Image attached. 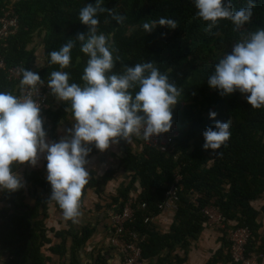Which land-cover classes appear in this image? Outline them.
I'll list each match as a JSON object with an SVG mask.
<instances>
[{
  "label": "trees",
  "instance_id": "obj_1",
  "mask_svg": "<svg viewBox=\"0 0 264 264\" xmlns=\"http://www.w3.org/2000/svg\"><path fill=\"white\" fill-rule=\"evenodd\" d=\"M10 5L18 30L0 52L7 69L22 68V81H10L0 71V122L10 118L9 104L26 81L53 88L43 114L31 112L19 127L13 114L20 151L48 121L53 136L63 121L92 109L128 116L136 124L153 118L176 122L179 134L167 149L144 137L141 152L128 147L122 158L132 180L123 201L118 199L119 207L140 184L131 226L148 237L144 259L187 248L207 224L204 210L212 205L225 217L227 228L250 229L246 254L257 255L262 264L264 206L258 210L253 203L264 197V0H0V17ZM38 48L46 62L34 70ZM133 134L97 117L88 151L113 141L129 143ZM62 149L47 156L50 179L41 180L35 172L27 178L43 187L48 198H38L30 208L23 184H11L5 191L10 208L0 210V248L8 253L4 264L50 261L42 252L49 242L44 220L49 203L60 207L64 200L66 187L54 170ZM81 151L68 179L83 171L80 162L87 154ZM16 159L8 170L0 167V174L7 177L29 160ZM113 176L108 171L100 179L81 182L75 196L83 199L93 187L103 192ZM174 184L180 187L179 209L172 232L164 235L153 219L163 213L161 206ZM92 232L86 229L81 238L59 232L62 242L51 251L62 256L68 235L80 247ZM224 239L228 254L208 264L233 263L231 243Z\"/></svg>",
  "mask_w": 264,
  "mask_h": 264
},
{
  "label": "crops",
  "instance_id": "obj_2",
  "mask_svg": "<svg viewBox=\"0 0 264 264\" xmlns=\"http://www.w3.org/2000/svg\"><path fill=\"white\" fill-rule=\"evenodd\" d=\"M45 62L43 50L38 48L36 60L33 63L34 70L43 67ZM13 101L12 99L9 104L11 112L8 117L10 118L5 122H0V167L2 171L8 170L11 161L18 162L16 156L19 159L28 156L29 160L25 163L23 159L24 163L17 165V170L7 177L0 174V210L3 211L10 208V204L5 202L4 196L11 184H23L25 204L30 208L36 206L38 198L49 197L48 194H45L43 187L33 186L31 182H27V178L35 172L39 174L41 180L50 179L52 170L47 162V156L54 154L58 148H63L64 144L75 136L78 128V118L69 117L58 126L51 136L48 121V127L35 136H30L29 143L21 147L20 151L16 134L17 126L15 127L16 124L14 125L13 121ZM90 139L91 136L84 141V146L81 149V153L87 154L80 162L83 171L69 177V189L77 193L81 182H89L94 178L100 179L108 171H113L114 176L101 193L95 187L88 188L83 197L85 207L82 210L74 211L71 215L61 211L55 202L49 203L47 217L44 220L49 242H46L42 248L43 254L50 258L47 264H124L120 250L112 244L113 231L110 212L119 205L118 199L123 201L121 195L132 180L131 173L124 169L122 158L126 156L128 147L135 153L141 152L144 139L137 133L130 137L129 143L120 144L113 141L106 147H99L96 151L89 152L87 146ZM23 149L26 153L22 152ZM3 180H5L4 183ZM141 192L140 184H137L132 195L139 196ZM175 219L176 211L170 210L154 218L153 222L160 233L167 235L172 232ZM86 229L93 230V232L82 246L75 245L74 247L73 238L68 235L64 255L60 256L51 251L54 246L62 242L63 236H58L57 233L71 231L81 238ZM224 236H227L225 230L204 224L197 238L189 240L190 245L187 248L179 247L175 252L166 250L161 257L145 260L144 264H208L212 259L224 258L228 254L229 249L224 242ZM7 254L6 252L5 256L0 258V264L7 261ZM103 258L104 260H102ZM179 260L183 262H179ZM262 264H264V257Z\"/></svg>",
  "mask_w": 264,
  "mask_h": 264
},
{
  "label": "built area",
  "instance_id": "obj_3",
  "mask_svg": "<svg viewBox=\"0 0 264 264\" xmlns=\"http://www.w3.org/2000/svg\"><path fill=\"white\" fill-rule=\"evenodd\" d=\"M14 3V2H13ZM18 30V20L14 13L13 5L6 6L2 10L0 17V50L7 47L9 37L16 34ZM0 71L8 73L10 81H22V68L15 67L6 68L5 57L0 52ZM22 88L14 101V114L16 115V126H21L23 120L35 112L38 115L43 114L49 109V98L52 95L53 88L47 83H40L37 80H28L22 84ZM97 117L108 119L114 126L139 133L147 138L150 144L161 145L163 149H167L168 145L175 141V137L179 134L176 122H170L163 119H151L148 123H143L139 127L136 122L132 121L128 116H111L108 113L101 112L97 109H92L88 113H81L78 117V128L76 134L68 140L62 149L61 155L54 161V170L57 179L66 187L64 200L60 204V210L65 213H71L77 210H82L85 207L83 199L76 197L75 192L68 187L67 174L72 168L74 159L78 152L83 148L84 141L88 140L93 133L94 121ZM160 125L156 131H151V125ZM171 127V129H170ZM182 178L181 173L178 174L177 181ZM180 187L174 184L168 193V200L161 206L162 211H177L178 206V191ZM138 196L132 195L129 201L123 208L119 205L110 212L112 221V244L120 250L124 264H144L143 245L147 242L148 237L138 232L131 225L136 220L137 210L135 205ZM147 204H143L146 208ZM207 216V225L214 226L227 232V240L231 243L230 256L231 264H260L257 255H247V245L251 239L252 233L247 227L237 229L227 228L225 217L217 210L215 206H208L204 210ZM151 219H147L149 222ZM5 256V251L0 248V257Z\"/></svg>",
  "mask_w": 264,
  "mask_h": 264
},
{
  "label": "rangeland",
  "instance_id": "obj_4",
  "mask_svg": "<svg viewBox=\"0 0 264 264\" xmlns=\"http://www.w3.org/2000/svg\"><path fill=\"white\" fill-rule=\"evenodd\" d=\"M94 42L95 43H97L98 41H93V42H91L92 44H94ZM36 43H39L38 42V39L36 40ZM166 109V107L165 106H161V110H165ZM155 120L157 119L158 120V118H154ZM138 123V125H139V127H141L142 125H143V123H140V122H137ZM159 127H160V125H151L150 126V129H151V131H156V130H158L159 129ZM143 138H144V136L143 135H141ZM264 203V197L262 198V199H260V200H258V201H256V202H254L253 204H254V206L256 207V208H260L261 207V205ZM261 209V208H260Z\"/></svg>",
  "mask_w": 264,
  "mask_h": 264
}]
</instances>
